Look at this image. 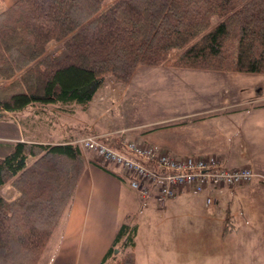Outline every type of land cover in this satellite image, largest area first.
<instances>
[{
    "label": "trees",
    "instance_id": "obj_1",
    "mask_svg": "<svg viewBox=\"0 0 264 264\" xmlns=\"http://www.w3.org/2000/svg\"><path fill=\"white\" fill-rule=\"evenodd\" d=\"M160 64L264 74V0H16L0 10V115L86 107L107 77L127 82L138 65ZM83 167L71 140H16L0 155V185L16 191L0 194V264L38 263ZM137 229L122 222L97 264H135Z\"/></svg>",
    "mask_w": 264,
    "mask_h": 264
},
{
    "label": "crops",
    "instance_id": "obj_2",
    "mask_svg": "<svg viewBox=\"0 0 264 264\" xmlns=\"http://www.w3.org/2000/svg\"><path fill=\"white\" fill-rule=\"evenodd\" d=\"M14 1L0 0V10ZM154 71L194 96L178 111L141 117L142 109L126 97L137 75ZM107 87L102 84L83 109L94 116L79 121L84 130L68 124L58 141L23 134L16 140L77 141L95 133L149 142L176 156L214 155L229 168L250 167L255 175L247 182L214 189L212 204L184 190L166 202L156 223L135 221L134 259L135 264H264V74L138 65L127 82L116 83L115 93ZM115 105L120 111L114 114ZM130 110L139 114L130 119ZM81 150L82 173L37 264H97L118 226L134 221L131 212L148 208L149 200L155 203L130 188L123 168L100 164L94 152Z\"/></svg>",
    "mask_w": 264,
    "mask_h": 264
},
{
    "label": "built area",
    "instance_id": "obj_3",
    "mask_svg": "<svg viewBox=\"0 0 264 264\" xmlns=\"http://www.w3.org/2000/svg\"><path fill=\"white\" fill-rule=\"evenodd\" d=\"M104 137L92 133L77 142L94 152L101 164L123 168L130 188L141 198L152 196L159 208L184 190L200 194L206 205L212 204L214 189L245 183L255 175L247 166L226 167L214 155L176 156L149 142L119 138L111 145Z\"/></svg>",
    "mask_w": 264,
    "mask_h": 264
},
{
    "label": "rangeland",
    "instance_id": "obj_4",
    "mask_svg": "<svg viewBox=\"0 0 264 264\" xmlns=\"http://www.w3.org/2000/svg\"><path fill=\"white\" fill-rule=\"evenodd\" d=\"M214 22H216V19H213ZM50 43L47 46V52L51 55L59 56L61 54L59 50L60 43H55L54 45ZM134 80L137 84L131 86V93L126 98H130L133 105H138L142 112L139 114L137 111L134 113L133 110H130L128 114L130 119H133L137 114L141 117H152L163 113V111H178L181 109V103L194 96L190 88L179 83L172 85L168 81V75L159 74L156 71L148 72L145 76L137 75ZM117 82L112 76L107 77L104 81L105 85H109L107 88L111 90L110 93L116 92L114 86H116ZM162 105L170 106L164 108ZM86 107L81 106L79 103H74L68 107L71 110L67 111L59 104H33L21 112L14 114L6 112L4 115H0V155L6 154L11 147V143L23 135L47 141H58L61 136L65 135L68 124L84 130L87 126H84L79 121H92L94 118L93 115L83 111ZM37 108H41L38 113L36 112ZM113 108L112 112L114 114L116 110L120 111L118 105L113 106ZM0 194L11 198L16 194V191L9 183H4L0 185ZM133 194L136 195L134 192ZM147 206L148 208L145 209L141 208L138 210L137 208L130 214L134 221H138L143 226L149 223H156L159 212L164 210L157 207L151 200H149Z\"/></svg>",
    "mask_w": 264,
    "mask_h": 264
},
{
    "label": "water",
    "instance_id": "obj_5",
    "mask_svg": "<svg viewBox=\"0 0 264 264\" xmlns=\"http://www.w3.org/2000/svg\"><path fill=\"white\" fill-rule=\"evenodd\" d=\"M115 251H117V249H115Z\"/></svg>",
    "mask_w": 264,
    "mask_h": 264
}]
</instances>
